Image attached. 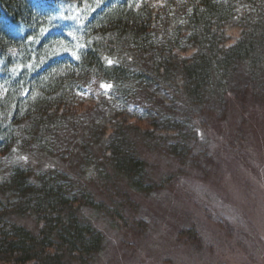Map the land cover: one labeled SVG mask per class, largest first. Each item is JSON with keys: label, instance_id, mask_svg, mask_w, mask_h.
<instances>
[{"label": "trees", "instance_id": "trees-1", "mask_svg": "<svg viewBox=\"0 0 264 264\" xmlns=\"http://www.w3.org/2000/svg\"><path fill=\"white\" fill-rule=\"evenodd\" d=\"M32 1L0 0V264H100L94 214L135 233L169 182L143 148L197 163L233 95L264 103V0Z\"/></svg>", "mask_w": 264, "mask_h": 264}, {"label": "rangeland", "instance_id": "rangeland-1", "mask_svg": "<svg viewBox=\"0 0 264 264\" xmlns=\"http://www.w3.org/2000/svg\"><path fill=\"white\" fill-rule=\"evenodd\" d=\"M32 2L51 9L49 0ZM228 30L237 37L236 27ZM206 135L208 149L197 163L142 149L153 177L169 182L137 196L134 218L145 228L135 233L94 214L107 239L100 264H264V103L233 95Z\"/></svg>", "mask_w": 264, "mask_h": 264}]
</instances>
